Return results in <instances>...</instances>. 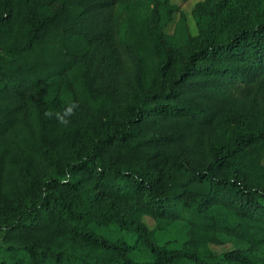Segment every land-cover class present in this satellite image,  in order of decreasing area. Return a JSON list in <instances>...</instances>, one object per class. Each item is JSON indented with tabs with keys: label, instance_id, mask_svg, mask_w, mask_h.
Here are the masks:
<instances>
[{
	"label": "trees",
	"instance_id": "16d2710c",
	"mask_svg": "<svg viewBox=\"0 0 264 264\" xmlns=\"http://www.w3.org/2000/svg\"><path fill=\"white\" fill-rule=\"evenodd\" d=\"M192 16L0 0V264H264V7Z\"/></svg>",
	"mask_w": 264,
	"mask_h": 264
},
{
	"label": "rangeland",
	"instance_id": "374dc122",
	"mask_svg": "<svg viewBox=\"0 0 264 264\" xmlns=\"http://www.w3.org/2000/svg\"><path fill=\"white\" fill-rule=\"evenodd\" d=\"M165 1V0H160ZM206 0H170V2L173 5H177L180 7L182 12H185L189 25H190V31L192 35L196 36L198 35V28L197 25L193 19L192 12L199 2H204ZM241 1L242 4L247 6L250 9L251 14H258L261 13L262 8L264 7V1L260 5L258 0H238ZM180 14H177L175 16L174 22L170 24V26L166 30V34L172 35L175 25L179 21ZM144 222L150 227V229L154 230L156 228V223L153 219L146 217L144 218ZM168 233H159V239L162 245L172 246L173 248H180L184 244V237L186 235V232L188 230V227L186 224L179 223L173 226L171 229H169ZM234 245H225V246H218V245H211V249L216 254H223L229 251L234 250Z\"/></svg>",
	"mask_w": 264,
	"mask_h": 264
}]
</instances>
